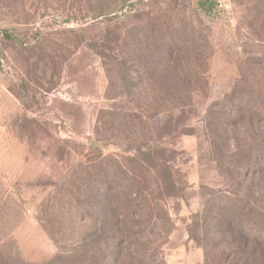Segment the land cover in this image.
I'll return each instance as SVG.
<instances>
[{"label":"rangeland","instance_id":"rangeland-1","mask_svg":"<svg viewBox=\"0 0 264 264\" xmlns=\"http://www.w3.org/2000/svg\"><path fill=\"white\" fill-rule=\"evenodd\" d=\"M142 102L146 122L124 116ZM250 162H264V0H0V264H79L83 232L87 263L113 264L108 187L134 205L135 264H206L191 235L214 193L258 209L246 226L264 232ZM142 186L170 214L164 243L140 238ZM204 238L207 264H264Z\"/></svg>","mask_w":264,"mask_h":264},{"label":"trees","instance_id":"trees-1","mask_svg":"<svg viewBox=\"0 0 264 264\" xmlns=\"http://www.w3.org/2000/svg\"><path fill=\"white\" fill-rule=\"evenodd\" d=\"M131 79L134 80L135 77L127 76L123 74V79ZM111 87H109L108 92L111 94ZM129 94V92H127ZM127 93L124 95H127ZM115 95H123V92H116ZM154 100L156 103L160 98L159 95L154 96ZM145 103V102H144ZM153 107V106H152ZM150 107V110L151 108ZM147 106L145 104H139L136 111L132 113L124 114L131 116L132 121L139 120L140 122H146L147 119ZM155 115L161 113L159 108L153 109ZM244 173L247 174H263L264 172V162L259 163L255 166L250 163H246L243 166ZM117 190L115 187H108V189L104 192V199H108L110 215L107 211V215L113 220L110 228V236L108 237V247L110 249V255L112 258L113 264H135L133 262L132 256V241L130 238L129 222L132 218L133 204L132 200L127 197L126 201H120L116 196ZM128 194V193H127ZM138 197L137 202H135V207L140 211L141 218L145 216L148 219L141 220L139 224L143 225V230L140 232L141 240L145 239L148 234L154 232L155 235H159V238L162 240L161 243L165 242V237L172 230L173 226L170 223V214L167 210L166 204L163 202L161 198L153 197L151 199L152 191L150 188L142 186L138 188ZM211 202L204 208L201 213L196 214V220L194 221V226L198 228L199 234L196 236L191 235L193 239H195L200 245H203L205 248L206 255V264L207 259L209 257V249L205 246V238L210 241V244L215 243L216 246L217 239H222L225 241V237H231L234 241H237L239 244H243L245 247H253V251L256 250L258 253V258L254 260L260 263L264 262V232L262 233L260 230L256 232L250 231L246 224H256L257 217H260L261 212L258 211L255 207L248 204H240L230 196H226L224 194L218 195V193H214L212 195ZM161 201V202H160ZM81 206L80 204H77ZM89 206V204L87 203ZM206 212V213H205ZM142 213V214H141ZM264 214V213H263ZM144 216V217H142ZM85 221L88 218H83ZM209 221H212V225L214 227L213 234H211V228H209ZM151 225V227L149 226ZM148 227L149 230H148ZM156 230V232H155ZM147 234V235H146ZM204 235V237H203ZM101 238V237H100ZM90 234L88 232H83L78 235L77 246L80 249L79 256V264H88L87 259V245L89 244ZM139 242V241H138ZM143 244L141 249L145 250L144 242H139ZM160 245V244H159ZM157 245V246H159ZM117 248V250H116ZM141 255V253L137 254ZM143 264V260H142Z\"/></svg>","mask_w":264,"mask_h":264}]
</instances>
